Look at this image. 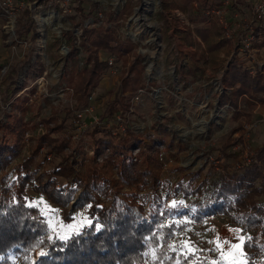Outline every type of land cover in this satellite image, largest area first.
<instances>
[{"label":"rangeland","instance_id":"374dc122","mask_svg":"<svg viewBox=\"0 0 264 264\" xmlns=\"http://www.w3.org/2000/svg\"><path fill=\"white\" fill-rule=\"evenodd\" d=\"M20 1L23 7L18 15L15 36L4 31V19L0 16V144L3 138L1 126L8 120L11 104L15 100L3 102L7 94L10 96L7 90L11 81L24 86L16 102L20 104L25 100L27 110L23 155L0 174V177L9 176L8 186L18 177L17 167L36 150L38 139L53 127L45 125L50 118L65 119L64 122H67L69 132L63 137L70 148L66 154L76 150L89 157L94 155L92 132L98 126L112 128L114 136L125 134L130 128L144 145L150 144L151 135L158 136L155 126L171 131L183 141L185 148H178L172 154L162 148L164 168L161 171L163 189L160 190L165 199L168 188L171 189L178 181L185 185L194 178L212 182L224 173L241 171L245 165L255 162L256 151L264 145V104H241V117L236 118L229 105L220 107L218 94L224 90L222 79L232 61L238 38H246L242 31L253 22L255 5L259 0H168V4H164L163 0H84V13L87 15L89 9L95 12L87 17L78 9L76 0ZM127 4L131 6L132 14L119 22L118 34L122 40L130 39L137 44V53L144 57L146 72L140 101H134L136 94H126L125 102L129 109L121 116L125 120V132L115 125L113 119H110L111 125L101 119L102 115H107L109 104L117 98L124 76L121 75L120 63L114 64L98 80L85 109L79 107L73 89L63 76L70 50L67 35L72 32L79 46L82 24L85 27L106 26L109 14L122 11ZM208 7L209 10L204 11ZM102 13L105 14L103 22L99 20ZM206 16L217 22L223 32L222 37L229 39V44L218 52H208L204 44L190 47L185 43L187 27L209 26L207 23L191 24V18L200 20ZM29 19L36 24V31L24 37L23 27L27 28ZM225 21L231 30L229 35ZM21 33L23 37L19 36ZM259 42L252 45L249 52V65L254 72L257 69L264 71V37ZM187 68L198 69L199 72L185 78L181 70ZM90 107L93 111L84 115L83 122L75 123L78 114ZM15 114L20 115L19 110ZM165 142L169 144L170 138H165ZM226 145L232 146L227 152L235 154L236 158H225L223 152ZM137 153L138 150L134 152L135 155ZM54 159L57 158L46 154L44 148L40 149L33 166L39 170L37 177L50 169ZM255 163L260 165V162ZM65 183L59 181V185L64 186ZM19 184L20 181L11 189V194L20 190ZM37 187L38 181L30 182L24 189V197L47 220L51 239L66 240L91 224L90 206L76 210L71 218L66 219L67 211L36 191ZM124 190L128 191L127 188ZM148 192L152 194L150 190ZM192 199L180 193L178 197L170 196L165 202L168 209L176 210L167 216L166 221L183 227L176 230L171 251L207 258L214 264L244 263L248 257L244 243L249 235L233 225L230 214H215L204 217L203 222L195 221L194 212L188 213ZM178 201L182 204L181 208L176 205ZM260 202L264 205V197L260 198ZM39 254L36 251L27 259L11 253L10 258L12 264H33ZM168 259H161L150 250L145 264L180 262L169 263Z\"/></svg>","mask_w":264,"mask_h":264},{"label":"trees","instance_id":"16d2710c","mask_svg":"<svg viewBox=\"0 0 264 264\" xmlns=\"http://www.w3.org/2000/svg\"><path fill=\"white\" fill-rule=\"evenodd\" d=\"M76 1L84 17L94 15L91 9L87 15L84 13V0ZM163 2L168 4V0ZM208 10L209 7L204 8V11ZM131 14L132 8L127 4L122 11L109 14L106 26L85 27L82 24L79 46L72 32L67 35L70 50L63 80L73 89L80 108L88 106V97L96 83L112 68L109 59H114V64L120 63L121 75L124 76L117 98L107 107V115L101 117L103 123L108 125H111L110 119L115 123L118 116L128 111L125 102L127 95L137 94L145 88L144 57L137 53V44L130 39L122 40L118 34L117 25ZM104 17L102 13L99 20L103 22ZM200 23L209 26L186 28L184 40L187 46L201 47L204 44L208 52L214 53L229 44V39L222 37L223 32L212 18H191V24ZM27 24V28L23 27L24 37L36 31L34 21L30 20ZM246 26L243 35L247 36L254 29L256 40L252 45L260 43L264 37L263 21L254 17L253 22ZM19 36L23 37V33ZM217 38H220L219 41H216ZM239 38L222 79L224 90L218 94L220 107L229 105L236 118L241 117V104H264V71L257 69L254 72L249 65L252 45L251 50L241 51L239 43L242 37ZM81 54L84 56L80 57ZM198 72V69L191 68L181 70L185 78ZM23 90L24 86L11 81L7 90L10 96L7 94L3 100L7 103L15 99L8 120L1 126L0 174L19 159L25 149L26 101L20 104L16 102V97ZM18 110L20 115L15 114ZM64 121L57 118L45 121L47 127H53L38 139L31 157L17 167L18 177L10 186L8 175L0 177V264H12L11 253L28 259L36 251L40 254L34 255L33 264H145L150 250L161 259L169 258V263L180 260L179 264H214L207 258L171 251L175 232L183 227L166 221L167 216L176 210L168 209L165 202L170 196L178 197L180 193L187 198L193 197L188 213L193 211L194 219L199 223L206 216L230 214L233 225L249 235L244 243L248 257L241 264H264V205L260 202V198L264 197V145L258 148L254 158L260 165L255 162L245 165L241 171L224 173L212 182L194 178L185 185L178 181L171 189L168 188L165 199L160 190L163 189L162 148H166L170 154L178 148H185L183 141L171 131L155 126L158 136L151 135L150 144L144 145L130 128L125 134L114 136L112 128L98 126L92 132L94 155L89 157L76 150L66 154L70 145L63 137L64 133L69 132ZM165 138H170L169 144ZM231 147H224L225 158H236L235 154L227 152ZM41 148L57 159H54L49 170L37 177L39 170L33 166ZM33 180L38 181L36 191L67 211L66 219L71 218L76 210L90 206L91 224L66 240L51 239L47 220L24 197L25 187ZM60 180L66 181V185H59ZM19 181L20 190L11 194V189ZM65 186L67 189H64ZM71 202L74 204L69 208ZM176 205L178 208L182 206L180 201Z\"/></svg>","mask_w":264,"mask_h":264},{"label":"built area","instance_id":"2783aa9c","mask_svg":"<svg viewBox=\"0 0 264 264\" xmlns=\"http://www.w3.org/2000/svg\"><path fill=\"white\" fill-rule=\"evenodd\" d=\"M23 7V3H21L20 0H0V16L4 19V24L2 28L7 34H10L12 36L16 35V23L18 19V15L20 12V9ZM220 14L221 12H217ZM255 18L258 21H263L264 23V0H259L257 4L255 5ZM225 29L227 31V35L230 34V31L228 29V22H224ZM264 28V27H263ZM254 29H252L246 38L241 39V45L240 50L241 51H248L251 50L252 43L256 40L254 36ZM264 33V32H263ZM109 63L111 66H114V59L110 58ZM142 96V90H140L135 96L134 101L139 102L140 97ZM93 97V96H92ZM92 97L90 99H92ZM93 111V108H87V110L81 112L78 114L75 123H81L83 122V117L86 113H90ZM115 125H118L119 128L123 131H125V120L121 116H118L115 122Z\"/></svg>","mask_w":264,"mask_h":264}]
</instances>
